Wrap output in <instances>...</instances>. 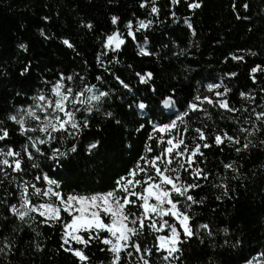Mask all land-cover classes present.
<instances>
[{"label": "trees", "instance_id": "trees-1", "mask_svg": "<svg viewBox=\"0 0 264 264\" xmlns=\"http://www.w3.org/2000/svg\"><path fill=\"white\" fill-rule=\"evenodd\" d=\"M142 2L0 0V121L11 133L6 142L8 146L22 151L27 142L18 134V126L7 120L8 115L31 104L38 93L47 94L61 74L74 77L71 82L65 81L74 91L94 86V92L110 93L99 111L94 108L89 113L82 109L76 113L78 121L89 122V127L76 138L57 133L58 139L41 146L44 155L35 154L38 169H32L31 162L25 158L26 173L22 179L33 181L36 174L46 172L60 183V190L65 194L107 192L145 154V143L152 131L150 120L169 123L185 110L195 95L206 92L207 84L221 81L232 89L227 97L231 104L236 108L247 107L249 112L236 113L241 121L237 124L227 118L230 114L224 113L222 119L221 110L205 105L211 119L203 113H193L190 126L202 127L206 123L210 137L224 130L240 136L241 143L246 142V134L238 131L241 126L251 127L242 124L244 117L250 116L253 107L257 112L264 110L260 107L264 105V92H261L264 73L255 74L257 83L250 77L252 67L264 66V0H180L179 4L155 0L158 15L151 13V0L143 8ZM193 2L200 3L201 7L190 9L188 4ZM244 4L248 5L246 10ZM112 16L119 17L116 25L111 23ZM141 20L151 24L147 29L136 31ZM129 21L135 39L128 35ZM88 23L93 25L91 30L83 26ZM41 31L49 38L42 36ZM113 32H119L125 43L116 51L105 50V37ZM64 39L74 49L66 47L62 43ZM21 44L27 46V51L19 47ZM141 47L152 55H139ZM230 54L243 56L244 60L233 61ZM25 65L30 66V71L22 76ZM138 72H151L153 81L140 84ZM230 73L237 75L233 77ZM116 76L130 85V92L119 85ZM153 87L156 92L151 90ZM173 90L176 106L169 110L158 101L172 95ZM241 92L251 93L255 101L242 100ZM141 101L148 105L142 114L136 107ZM109 111L111 117L105 115ZM256 123L262 130L249 137L256 147L239 154L235 151L237 145L227 143L221 148L213 146L203 150L205 156L200 167L210 176L207 181H200L202 187L191 193L203 203L194 205L190 215L194 228L206 223L212 235L201 230L184 243L181 259L175 264H247L264 253V146L260 145L264 140V125ZM141 124L145 127L137 131ZM193 135L190 132L187 136L189 144ZM94 142H98V147L88 153V145ZM73 144L75 152L71 151ZM3 146L4 142H0V147ZM54 148L67 153L59 165L48 158ZM227 163H234L237 171L226 170ZM13 175L2 179L0 185V240L10 241L12 245L7 255L0 254V264H76L75 258L60 248L59 226L34 222L29 227L7 211L10 204L18 203L16 185L21 178L13 180ZM183 177L192 182L187 173ZM221 183L228 186L231 198L223 195V188L214 187ZM38 186L45 185L41 182ZM140 240L149 247L154 244L153 236L147 232ZM101 247L96 244L86 250L91 264H110V253L101 252ZM163 255L154 251L151 264H166Z\"/></svg>", "mask_w": 264, "mask_h": 264}, {"label": "snow or ice", "instance_id": "snow-or-ice-1", "mask_svg": "<svg viewBox=\"0 0 264 264\" xmlns=\"http://www.w3.org/2000/svg\"><path fill=\"white\" fill-rule=\"evenodd\" d=\"M149 0H144L140 7L148 6ZM173 4H179L180 0H171ZM151 13L159 14V9L155 6V0H151ZM190 9H198L200 3H189ZM245 10L247 4L243 6ZM233 10H236L235 4ZM175 15V13H173ZM239 19V15L237 16ZM47 19V18H46ZM119 22L118 16L111 17V23L116 25ZM151 21H139L136 31L147 29ZM91 30V23L83 25ZM188 27L192 29L191 23ZM128 35L135 39L132 31L133 25L129 21ZM41 35L49 38L41 31ZM195 35V31H192ZM62 43L74 49V45L67 39ZM125 43L119 32H113L105 37L104 49L116 51ZM22 50L27 51V46L21 44ZM106 52L101 55H105ZM142 56L152 55L146 48L141 47L138 53ZM255 56V52H251ZM233 61H243V56L230 54ZM98 62L103 64L101 56H97ZM30 71V66L25 65L21 75H26ZM257 73H264V66L256 65L250 69V77L253 83H257ZM236 76V73H230ZM138 81L142 85H148L153 81V74L136 73ZM74 77L63 74L51 84L47 94L38 93L32 98V103L15 110L9 114L7 120L18 126V134L25 137L26 143L22 151H17L7 145L11 133L8 127L0 121V142L4 146L0 147V175L5 178L12 176L15 180L21 178V182L16 185L18 203L10 204L7 211L20 221L32 227L34 222L48 227L59 226L61 229L60 248L73 256L76 264H91V258L86 250L96 244L102 245L99 250L107 251L111 255L110 264H151V257L155 253H164L162 260L166 264H175L181 259L183 251L182 245L193 237L197 236L201 230L207 231L211 236L210 226L206 223L193 227V216L190 215L192 207L203 203L197 200L191 193L202 187L200 181H207L210 174L200 167L205 156L204 149L213 146L221 148L222 145H237L235 151L239 154L242 151L256 147L249 137L260 132L262 128L257 125V121L264 125V110L257 112L256 108L251 109L250 116H245L242 124L251 127H239L238 131L246 134L241 143L240 136H233L228 131L220 130L211 137L207 129L208 125L203 123L202 127L192 128L189 123L191 114L203 113L204 117L211 119L208 110L210 106L221 110V118L224 113L230 114L227 118L240 124L241 121L235 116L236 113H248L249 109L236 108L227 98L232 89L221 81L220 83H209L205 90L212 93L210 96L197 94L192 101H189L185 110L175 115L169 123H156L149 121L152 131L149 133L145 143V154H142L134 167L130 168L125 175L120 176L115 181V187L107 192L92 194H65L60 190V183L52 179L48 173L41 172L35 175L33 181L22 179L26 173L25 158L31 162L32 169H38L40 165L36 163V155H44L41 146L50 145L58 139L55 135L70 136L76 138L79 133L89 127V122L85 119L82 123L77 120L76 113L82 109L91 113L95 108L100 110V106L110 96L108 91H93V87H86L84 91H74L65 81L71 82ZM99 79V77H98ZM116 81L124 89L131 91L129 84L125 83L119 76ZM222 89V91L220 90ZM156 92L153 87L151 89ZM92 93L85 95V93ZM264 92V88L261 89ZM175 92L166 96L158 103L169 110H174L176 101ZM240 98L245 101H255V96L251 93L241 92ZM132 105H129L131 108ZM136 107L143 110L148 107L143 101L136 104ZM264 108V105H260ZM107 117L112 113L106 112ZM254 117V119H253ZM119 123V121H117ZM145 126L140 125L137 131ZM192 132V143L187 142L188 134ZM38 133V134H37ZM37 134V135H33ZM211 140V142H209ZM149 141L151 143H149ZM155 145V147H153ZM264 146V140L260 141ZM98 147V142L88 145L87 152ZM156 149H159L157 152ZM76 146L73 144L71 151L75 152ZM222 150V149H221ZM53 155L48 157L57 165L67 153L61 152L59 148L52 149ZM155 153V154H153ZM224 168L230 171H237L234 163L224 164ZM11 170L10 172L8 170ZM183 173H187L192 180L189 183L184 179ZM236 178V177H233ZM43 182L44 187L38 185ZM3 181L0 180V185ZM224 189L223 195L229 196L228 186L224 183L214 185ZM229 198H231L229 196ZM219 200L220 197H217ZM39 201V202H34ZM39 217V221H37ZM171 221V222H170ZM35 231V229H33ZM150 233L154 238V244L149 247L142 244L140 237L145 233ZM160 233H164L161 235ZM38 234V233H37ZM10 241L0 240V254L7 255L11 251ZM39 248V245H37ZM247 264H264V253L247 261Z\"/></svg>", "mask_w": 264, "mask_h": 264}, {"label": "rangeland", "instance_id": "rangeland-1", "mask_svg": "<svg viewBox=\"0 0 264 264\" xmlns=\"http://www.w3.org/2000/svg\"><path fill=\"white\" fill-rule=\"evenodd\" d=\"M212 95V93H209V92H204L203 94H201V96H210ZM9 171V170H8ZM5 177L3 175H0V180L4 179Z\"/></svg>", "mask_w": 264, "mask_h": 264}]
</instances>
